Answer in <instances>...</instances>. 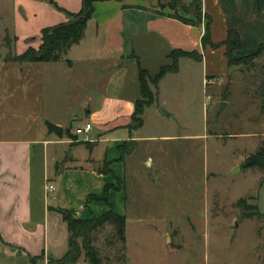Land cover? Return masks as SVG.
<instances>
[{"label":"rangeland","instance_id":"1","mask_svg":"<svg viewBox=\"0 0 264 264\" xmlns=\"http://www.w3.org/2000/svg\"><path fill=\"white\" fill-rule=\"evenodd\" d=\"M172 2L155 0L154 6L193 18ZM17 11L16 0H0V135L28 137L46 127L44 120L66 117L69 74L64 59L13 60L39 44L34 36L23 39L30 26L17 23ZM96 44L88 24L65 58L78 62L80 52L91 57ZM261 62L230 68L228 84L220 86L203 80L201 63L183 59L180 71L153 89L142 138L127 159L134 176L126 190L132 210L125 246L109 223L90 233L102 264H264V171L244 167L264 144V96L250 84ZM76 124L71 120L69 129ZM148 155L150 164L144 162ZM82 258L76 264H88ZM18 264L33 263L25 257Z\"/></svg>","mask_w":264,"mask_h":264},{"label":"crops","instance_id":"2","mask_svg":"<svg viewBox=\"0 0 264 264\" xmlns=\"http://www.w3.org/2000/svg\"><path fill=\"white\" fill-rule=\"evenodd\" d=\"M55 1L70 12H77L82 2ZM183 1L188 4L191 0ZM16 3L17 23L30 26L23 39L34 36L40 44L43 27L67 21L65 13L47 0ZM154 5L155 0L94 2L86 25H92L97 39L92 56L84 58L80 52L74 54L81 58L78 62L74 56L62 61L69 74L65 83L69 107L66 117H50L63 128L62 137L48 133L46 127H38L28 137L0 135V264H18L25 257L33 264H54L51 258H61L67 251L68 230L57 208L79 218L103 214L108 203L125 219L131 213L126 190L134 174L127 159L142 138V126L135 128L131 118L135 101L141 97L140 66L155 74L171 63L172 49L197 51L201 61L182 57L173 73L180 71L183 59H192L201 63L204 81L228 84L225 46H202L205 17L200 25L188 24L160 14ZM201 5L202 14L209 18L213 43H221L229 29L239 32L241 46L233 52L234 57L253 54L264 43V0H201ZM173 73H167L159 84ZM71 120L77 122L75 128L89 122L91 129L78 138L75 128L68 127ZM64 144L71 146L68 151L62 149ZM122 151L125 153L120 158ZM149 160L148 155L144 162L150 164ZM105 162L110 172L102 170ZM116 182L118 188L105 192V185ZM47 183L55 189L47 192ZM105 195L108 203L102 199ZM125 231L126 223V242Z\"/></svg>","mask_w":264,"mask_h":264},{"label":"trees","instance_id":"3","mask_svg":"<svg viewBox=\"0 0 264 264\" xmlns=\"http://www.w3.org/2000/svg\"><path fill=\"white\" fill-rule=\"evenodd\" d=\"M57 10L62 11L69 19L65 22L51 26L43 27L40 30V44L38 47L29 45L21 54L13 57L14 61L18 62H51L64 59L69 47L77 43L83 35L88 20L92 17L94 11V2L98 0H82L81 8L77 12H70L60 7L55 0H47ZM173 5L180 6L185 13H189L193 18H187L177 13H166L160 10V14L167 15L179 19L180 21L193 25H200L202 18L205 17L206 25L205 32L201 36L202 46L209 45L211 48H216L219 45L225 46V57L229 68L244 66L246 69L250 66L256 67L254 61L262 59V62L257 69V74L250 82L257 90L263 92L264 96V43L260 44L258 49L250 55L242 57H234L233 52L241 46L240 34L235 29L227 31L226 38L221 43H213L209 34V18L202 14L201 0H191L186 4L183 0H172ZM163 6L162 8H164ZM169 57L171 63L160 67L155 74H150L145 68L139 67V84L141 97L135 101V109L132 115V123L135 128H139L143 124L144 108L151 104L155 99L153 89L157 88L160 80L167 74L176 72L179 68V59L182 57L192 58L197 61L202 60V55L197 51H186L180 48L171 50ZM67 134L69 131L67 130ZM125 152H121V157ZM108 164V162H107ZM244 167H259L264 171V144L255 152L250 153L244 162ZM105 172H110L107 167ZM110 188H118L117 186L105 185V192ZM108 203L106 195L102 198ZM109 205V209L99 216H91L90 218H79L73 215L65 208H57L61 213L63 220L66 222L68 230L67 251L61 258H51L50 262L54 264H73L82 253L88 264H102L98 251L92 244L90 233L96 228L109 223L115 229L117 240L124 246L125 237V217L116 213Z\"/></svg>","mask_w":264,"mask_h":264},{"label":"water","instance_id":"4","mask_svg":"<svg viewBox=\"0 0 264 264\" xmlns=\"http://www.w3.org/2000/svg\"><path fill=\"white\" fill-rule=\"evenodd\" d=\"M225 105L224 102L221 103L220 105V110L222 109V107ZM159 113L160 114H166V112L163 110L162 107L159 108ZM46 128H47V132L48 133H54L56 134L58 137H62L63 136V128L49 120H44L43 121Z\"/></svg>","mask_w":264,"mask_h":264},{"label":"built area","instance_id":"5","mask_svg":"<svg viewBox=\"0 0 264 264\" xmlns=\"http://www.w3.org/2000/svg\"><path fill=\"white\" fill-rule=\"evenodd\" d=\"M209 98V96H208ZM91 129V123L86 122L84 125L80 126V127H76L74 130V134L78 135V134H85L87 132H89V130ZM45 189L47 190V192H51L55 189V186L52 183H47L45 186Z\"/></svg>","mask_w":264,"mask_h":264}]
</instances>
